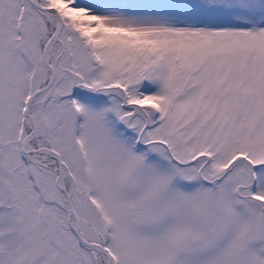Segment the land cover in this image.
Returning <instances> with one entry per match:
<instances>
[{"label": "snow or ice", "instance_id": "snow-or-ice-1", "mask_svg": "<svg viewBox=\"0 0 264 264\" xmlns=\"http://www.w3.org/2000/svg\"><path fill=\"white\" fill-rule=\"evenodd\" d=\"M0 264H264V0H0Z\"/></svg>", "mask_w": 264, "mask_h": 264}]
</instances>
